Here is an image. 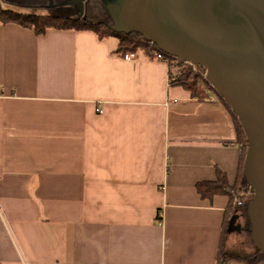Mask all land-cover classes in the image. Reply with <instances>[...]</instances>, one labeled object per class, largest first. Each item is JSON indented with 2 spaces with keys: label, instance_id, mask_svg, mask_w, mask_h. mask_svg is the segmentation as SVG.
Listing matches in <instances>:
<instances>
[{
  "label": "crops",
  "instance_id": "0c3cea01",
  "mask_svg": "<svg viewBox=\"0 0 264 264\" xmlns=\"http://www.w3.org/2000/svg\"><path fill=\"white\" fill-rule=\"evenodd\" d=\"M74 1L0 4L73 18ZM112 38L0 24V264H219L230 198L197 185L236 184L233 115Z\"/></svg>",
  "mask_w": 264,
  "mask_h": 264
},
{
  "label": "water",
  "instance_id": "95a60500",
  "mask_svg": "<svg viewBox=\"0 0 264 264\" xmlns=\"http://www.w3.org/2000/svg\"><path fill=\"white\" fill-rule=\"evenodd\" d=\"M88 0H75L78 20ZM120 33H136L160 51L205 71L247 138L244 177L252 198L249 228L232 216L228 233L248 231L264 254V0H104Z\"/></svg>",
  "mask_w": 264,
  "mask_h": 264
},
{
  "label": "trees",
  "instance_id": "16d2710c",
  "mask_svg": "<svg viewBox=\"0 0 264 264\" xmlns=\"http://www.w3.org/2000/svg\"><path fill=\"white\" fill-rule=\"evenodd\" d=\"M0 24L2 25H18L25 29L33 30L36 35H42L48 31H75V32H92L98 36L100 40L108 38H116L118 40L117 54L124 56L127 53L143 52L148 57L154 58V52H161L165 59L170 62L177 61L183 65L184 69L178 75L175 83L181 85L186 90L190 91L193 98L204 100L207 97V90L211 89L216 93L219 99L228 107L233 115L238 144L242 149V160L238 180L234 186H231L224 174L219 173L217 181L203 182L197 185V189L203 198H213L216 195H227L229 197H237L239 192L248 187L244 177V164L248 151V143L245 132L238 120V118L231 111L230 107L225 101L217 94L215 89L208 83L205 77H198L192 66L186 65L175 58H172L154 45L151 47L142 35L131 33H120L113 29V21L108 11L105 8L104 0H88L85 4V15L82 19H73L65 17H57L38 12H21L14 9L4 8L0 4ZM244 205L245 215L246 206ZM227 224V223H226ZM230 222L227 224L229 226ZM252 258V257H251ZM246 259L249 264H260L264 261V254L257 250L254 258Z\"/></svg>",
  "mask_w": 264,
  "mask_h": 264
},
{
  "label": "rangeland",
  "instance_id": "374dc122",
  "mask_svg": "<svg viewBox=\"0 0 264 264\" xmlns=\"http://www.w3.org/2000/svg\"><path fill=\"white\" fill-rule=\"evenodd\" d=\"M68 18V17H65ZM78 15L73 16V19H77ZM115 38H112L114 40ZM173 78L176 80L178 79V75H180L181 71L184 69L183 65H181L177 61H173ZM188 66H191L189 64H186ZM194 73L198 77H205V71L202 68L199 67H193ZM241 192V191H240ZM239 192V194H241ZM230 198V204H229V211H228V220L227 224L229 223L230 218L232 216L237 215L239 217L238 220V225L242 226L243 228H249V223L248 219L245 215V210L244 207L237 209L235 206V198L234 197H229ZM226 224L225 227V236H224V242L223 246L221 248L220 252V259H219V264H226L227 261L232 260V259H243L247 261L246 259L248 258H254L255 253L257 252V248L255 247L251 233L248 231L240 232V234L237 233H232L228 234L227 228L228 225ZM251 258V259H252ZM260 264H264V261L261 262Z\"/></svg>",
  "mask_w": 264,
  "mask_h": 264
},
{
  "label": "built area",
  "instance_id": "2783aa9c",
  "mask_svg": "<svg viewBox=\"0 0 264 264\" xmlns=\"http://www.w3.org/2000/svg\"><path fill=\"white\" fill-rule=\"evenodd\" d=\"M151 47L154 46V44L150 43ZM124 60L127 61H131V60H135L137 58V53H127L122 57ZM154 59L156 60H165L164 55L161 52L155 51L154 52ZM99 112H102L101 110H98ZM241 194H239L236 198H235V206L237 209H240L242 207H244V205L249 202L252 198V194L250 191V187H246L244 189L241 190L240 192Z\"/></svg>",
  "mask_w": 264,
  "mask_h": 264
}]
</instances>
